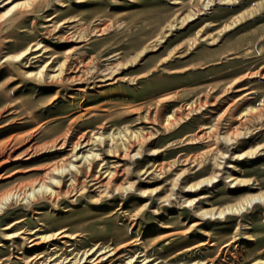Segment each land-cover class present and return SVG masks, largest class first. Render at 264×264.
I'll use <instances>...</instances> for the list:
<instances>
[{
	"label": "rangeland",
	"instance_id": "1",
	"mask_svg": "<svg viewBox=\"0 0 264 264\" xmlns=\"http://www.w3.org/2000/svg\"><path fill=\"white\" fill-rule=\"evenodd\" d=\"M3 1L0 264H264V0Z\"/></svg>",
	"mask_w": 264,
	"mask_h": 264
},
{
	"label": "bare ground",
	"instance_id": "2",
	"mask_svg": "<svg viewBox=\"0 0 264 264\" xmlns=\"http://www.w3.org/2000/svg\"><path fill=\"white\" fill-rule=\"evenodd\" d=\"M219 2H221L222 4H228V3H230L231 2V0H219ZM214 3V1H212V0H207L206 1V4H205V6H210L211 4H213ZM260 3V2H259ZM0 4H3V7L7 4V2H5L4 3V1L3 0H1L0 1ZM260 5V4H259ZM15 6H13L12 8H10V9H8V10H6L4 13H3V17H11L12 16V11H13V8H14ZM261 8V7H260ZM257 11H259V9L257 10ZM12 17H14V16H12ZM235 21H237V20H235ZM239 22V21H238ZM233 24V23H232ZM237 24V23H236ZM227 28H229V27H227ZM31 47H29L28 49H30ZM25 53H21V54H18V55H16V56H7V57H5V61H7V60H10V61H14V62H16V61H19L20 59H21V57L24 55ZM24 75H26V76H33L34 78H35V80H37V81H40L41 79H42V72L41 71H38L37 73H35V74H32V73H25ZM263 77V76H262ZM262 107H264L263 105H262ZM260 110V109H259ZM259 110H258V112L255 110V108H244V110H242V113H245V112H247V111H250V113H251V115H250V119H256V118H259L260 117V113H259ZM246 115H247V113H245ZM181 117V116H180ZM179 117V118H180ZM263 117V116H262ZM168 119H170L169 118V116H167V117H164L163 118V121H167ZM260 119V118H259ZM247 120V119H246ZM258 120V119H257ZM175 121V120H174ZM180 121V120H179ZM249 122V121H248ZM176 123V122H175ZM169 124V123H168ZM231 134V133H230ZM241 135V134H240ZM239 134H235L234 135V140L237 138V137H239L240 136ZM100 136L101 135H95V139H97V140H99V138H100ZM231 135H229L228 133H226L223 137H222V140L224 141V143H226V144H230L231 142H232V137H230ZM108 137H109V139H114V141H115V149L116 148H119V149H124L125 148V143L122 141V138H126V141L127 142H129L130 140H132V139H135V136L133 135V133H130L129 132V134H128V137H126V135L125 134H123V132H121V131H119V132H117L116 134L115 133H111V135H108ZM83 139H81L80 141H76V142H72L71 140L70 141H66V140H62V141H59L58 142V148L59 149H62V148H64V147H70V149H71V158L69 159V161H68V163H67V167H68V169L69 170H71V169H74L75 171H76V173H78V172H80V170H91V169H95V168H99V166H100V164H99V154L98 153H95V152H93L92 151V149L90 148L86 153H81V158H80V160H82L83 162H82V164L81 165H75L73 162V160H72V158L73 159H76L77 160V153H78V150H81L82 148H84V147H86L87 145H89V143L87 142V141H85V142H83L82 141ZM189 141H194V140H196V139H194V137L192 136L191 138H189L188 139ZM233 140V141H234ZM126 142V143H127ZM153 152V151H152ZM250 155H252L251 153H249ZM248 154V155H249ZM234 156L235 157H240V156H242L241 154H237V155H235L234 154ZM79 157V156H78ZM218 166L222 169V165H219L218 164ZM66 166H64V167H62V169L60 168V169H58V170H56V172H63L64 170H63V168H65ZM55 172V173H56ZM54 173V174H55ZM54 174L51 176L52 178H49V180H50V183L49 184H53L55 181H56V179H55V177H54ZM56 175V174H55ZM227 177H230V175H228ZM215 177H213V179H214ZM205 181V180H204ZM207 181H208V183H210L211 182V179L210 178H207ZM58 182H60V180L59 181H57V183ZM200 184V183H199ZM199 184H198V186H199ZM188 188H193V186H189ZM48 189V188H47ZM116 189H117V191H123V190H125V188L124 187H122V186H119V185H117V187H116ZM260 198L262 199V201H264V194H261L260 195ZM255 198L254 197H252L251 199H248L247 201H246V204L247 205H251V202L254 200ZM5 201H7V199H5L4 200V202ZM186 202H188V203H190V201L188 200V199H186L185 200ZM4 202H2L1 204H0V210H1V208H2V205H3V203ZM239 207H241V206H239ZM228 209H230V210H236V208H233V207H230V208H228ZM230 212H233V211H230ZM223 213H224V211L223 210H220V211H218L217 212V214L218 215H223ZM5 236H7V235H5ZM46 238H48V237H46ZM76 257V255H74V258ZM84 258L85 257H83L82 259H81V261L82 260H84ZM79 262V260H77V263ZM57 263H59V261H56V264ZM75 263V262H74ZM73 263V264H74Z\"/></svg>",
	"mask_w": 264,
	"mask_h": 264
}]
</instances>
